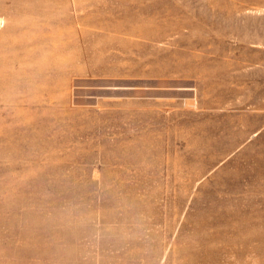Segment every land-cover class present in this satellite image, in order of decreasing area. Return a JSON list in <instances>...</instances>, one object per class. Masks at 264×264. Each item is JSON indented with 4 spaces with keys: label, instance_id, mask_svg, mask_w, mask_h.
Returning a JSON list of instances; mask_svg holds the SVG:
<instances>
[{
    "label": "rangeland",
    "instance_id": "374dc122",
    "mask_svg": "<svg viewBox=\"0 0 264 264\" xmlns=\"http://www.w3.org/2000/svg\"><path fill=\"white\" fill-rule=\"evenodd\" d=\"M0 264H264V0H0Z\"/></svg>",
    "mask_w": 264,
    "mask_h": 264
}]
</instances>
